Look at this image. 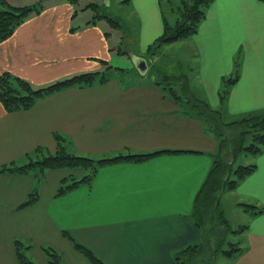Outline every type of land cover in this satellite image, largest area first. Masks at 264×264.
<instances>
[{"label":"crops","instance_id":"1","mask_svg":"<svg viewBox=\"0 0 264 264\" xmlns=\"http://www.w3.org/2000/svg\"><path fill=\"white\" fill-rule=\"evenodd\" d=\"M1 1L34 9L0 42V74L9 71L36 87L90 71L109 79L55 91L27 110L9 112L0 101V168L25 163L39 147L55 152L59 136L68 150L97 159L125 150L180 151L103 166L91 182L62 194L65 177L80 179L86 172L48 170L41 180L34 172H0V264H21L16 240L28 243L27 255L37 264H51L47 247L61 264H95L75 241L103 264H184L177 256L205 239L193 217L195 198L222 138L150 79V68L143 74L136 67L137 57L150 66L143 53L164 32L161 0H120L126 12L110 17L96 13L109 11L111 0ZM134 18L139 24L131 26ZM134 29L141 49L123 52L126 38L133 45ZM185 41L197 52L201 98L212 108L229 121L264 112L263 0H212L197 32L170 45ZM125 54L131 68L120 64ZM237 70L222 99L224 79ZM254 158L255 170L231 192L249 216L238 232L242 239L234 242L241 251L224 254L232 264H264V150ZM35 187L37 198L24 206Z\"/></svg>","mask_w":264,"mask_h":264},{"label":"trees","instance_id":"2","mask_svg":"<svg viewBox=\"0 0 264 264\" xmlns=\"http://www.w3.org/2000/svg\"><path fill=\"white\" fill-rule=\"evenodd\" d=\"M264 1V0H263ZM212 0H161V7L165 13L164 17V32L163 34L149 46L148 57H153L159 52L153 50L152 46L157 43V47H165L166 45L184 41L192 37L198 29L199 23L206 15V10ZM0 8V42L10 38L16 29L26 20L28 14L34 7H15L1 1ZM174 8L177 17L172 23L168 20L167 9ZM105 11V8H104ZM101 12V13H100ZM97 15L112 16L109 12L99 10ZM116 24L120 23L117 19ZM114 24V23H112ZM150 64V61H149ZM238 67V66H237ZM238 71L226 77L223 82V90L221 98L225 99L231 84L237 79ZM157 73V72H156ZM156 73L153 74V79L156 83L161 84L164 88L170 90L176 100L184 105L185 109L190 114L199 117L207 125L211 126L217 136H221L220 152L222 155L228 156L227 160L218 158L215 159L209 175L199 190L194 205L193 217L196 225L202 228L205 232L204 242L200 245H191L188 250L181 252L177 256L184 264H215L216 255L220 252L226 255H231L236 251H241V246L237 243L230 242L231 248L223 249V237H219V231L223 230V225L229 227V223L225 220L223 214L219 211L221 198L227 191L235 189L239 182L251 174L255 168V163L236 165L239 157V152L245 151L251 157L259 155L264 150V114L263 112H254L246 114L238 120L226 121L223 111L212 108L206 100L201 97L187 95L181 96L174 89L164 86ZM101 74V75H100ZM111 76V75H110ZM109 79V74L106 72L90 71L72 76L57 81L51 82L44 86H33L28 80L14 75L9 71L0 74V101L4 108L9 111H20L31 108L40 98L53 93L55 91L70 88L72 86H89L95 82H101ZM240 125L238 137L235 140H230L229 137H223L222 126ZM60 141L55 152H50L47 148L39 147L33 153L27 156V163L4 165L0 168V172H34L38 180L43 178V175L48 170L55 169H81L86 174L78 179L76 177H65L58 188V194H62L81 183L91 182L96 176L101 167L123 162H143L156 155L163 153H175L180 150L162 149L153 152L135 153L130 150L120 152L115 156H105L102 158H94L74 153L62 144L63 137L59 136ZM37 198V187L29 196L23 205L27 206ZM247 209L254 213L261 212L262 209L253 204H243ZM221 218H219L220 216ZM243 229V228H242ZM236 230V231H240ZM209 231L211 234L209 235ZM67 233V231H65ZM223 232V231H222ZM237 232V233H238ZM222 235V234H221ZM70 238L71 236L68 235ZM217 239V240H216ZM218 241L216 246L214 241ZM77 249L87 255L95 264H103L91 250L81 243L74 242ZM16 250L21 264H36L28 258L23 252L22 240H16ZM27 248V246H26ZM47 255L51 264H61L60 255L55 249L47 247Z\"/></svg>","mask_w":264,"mask_h":264},{"label":"rangeland","instance_id":"3","mask_svg":"<svg viewBox=\"0 0 264 264\" xmlns=\"http://www.w3.org/2000/svg\"><path fill=\"white\" fill-rule=\"evenodd\" d=\"M106 5L109 6V8L107 7L109 11H107L106 9L105 11L109 12L111 15L126 12L125 10L126 7L123 6L120 0H111L110 3ZM170 9L171 11H167V17L170 20V22L173 23L176 20L177 13L174 8H170ZM105 11L103 9V12ZM129 16L131 17V14ZM131 22L132 24L130 25L134 26L137 23V20L134 18L133 20H131ZM132 32L133 34L131 35L130 38L132 39L133 45L128 46L127 45L128 39L126 38L124 43L125 51L122 50L123 52L129 51L128 50L129 48H131L134 51H136L137 49H141L140 46L141 43L135 41L136 30L134 29L132 30ZM185 42L187 43L183 42L176 45L175 47L169 44L166 45L165 47H160V48L157 47V43H156L155 46L154 45L152 46V48L153 50L159 53L157 55H154L152 58L147 56V54H149V51L143 53L145 58H147L150 61V66H149L150 69L148 73L149 78L153 79V74L157 72L156 78H158V80H160L164 86L169 87V89H174L179 95L185 97L187 95H192L197 97L205 96L204 88L197 74L198 60H199L197 56V52L194 50V47L192 45H189V42L192 41H185ZM163 53H165V55H162ZM178 56H180V58ZM119 61L121 65L126 66L127 68L132 67V60L130 59L128 54H125ZM118 75L120 76L122 75V73H118ZM261 114H264V112ZM234 119L238 120L240 119V117ZM221 129L223 132V137H229L230 140L232 141L235 140L236 137H238V133H239L238 130L240 129V125H233V126L230 125L226 127L225 125H223ZM214 158L216 160L218 158L227 160L228 156H226L225 154L222 155V153L219 151L215 153ZM253 159L255 158L251 157L245 151L239 152V157L237 159L236 165L249 164L250 162L253 161ZM28 161L29 160H27L25 163H27ZM231 192L232 190L227 191L223 195V199L219 209L221 214H223V216L226 217L229 223V227L221 223V225L223 226V230H222L223 232L219 231V235H218L219 237L220 236L223 237V243L221 244V247L223 249L231 248L230 242H238L239 240L242 239V234L237 233L238 231L236 230H239L242 225L246 224L249 217L248 214L245 211H243L242 203H240L238 206L236 205V201L233 199L234 195ZM219 218H221V216ZM210 234L211 233L209 231V235ZM216 240L215 241L213 240L215 246L218 242ZM23 243L25 244L23 245L25 247L22 248L23 252L28 258H30L27 255L28 254L27 249H29L30 246L26 242ZM31 254L33 255V252ZM33 257L35 258V256ZM232 263H233L232 258L227 257L222 252L217 254V257L215 259V264H232Z\"/></svg>","mask_w":264,"mask_h":264},{"label":"water","instance_id":"4","mask_svg":"<svg viewBox=\"0 0 264 264\" xmlns=\"http://www.w3.org/2000/svg\"><path fill=\"white\" fill-rule=\"evenodd\" d=\"M135 64H136V67L139 69V71L143 74L146 73L149 68V65L146 59L142 57H137L135 60Z\"/></svg>","mask_w":264,"mask_h":264}]
</instances>
